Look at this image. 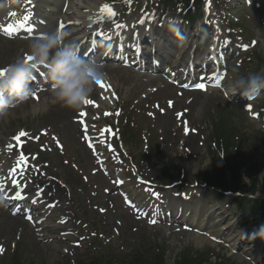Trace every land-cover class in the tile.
Instances as JSON below:
<instances>
[{
	"label": "rangeland",
	"instance_id": "obj_1",
	"mask_svg": "<svg viewBox=\"0 0 264 264\" xmlns=\"http://www.w3.org/2000/svg\"><path fill=\"white\" fill-rule=\"evenodd\" d=\"M247 14L251 17V21H254L255 18L253 14L251 12H247ZM262 16H264V8L262 10ZM258 26L259 25L255 23L244 25V28L247 30L249 36H254L255 34L253 33V30H255ZM262 41L263 43L260 50L262 53H264V34ZM29 43L30 42L28 41L4 39L0 36V68L6 67L8 64L13 62L18 55H23L27 50ZM256 52L258 53L259 49H257ZM118 70L119 71L111 70V73H114V75L119 78L124 77L125 73L120 69ZM122 82L123 81H121L117 86L118 92H120L122 96L125 94L127 98H134L135 94L133 91L123 88V86L126 87L128 85L127 82H123L124 84ZM138 86L144 85L141 83L132 84L133 90H138L139 93L142 88H138ZM203 98L204 97L201 96L195 97L194 100H197V102L195 103V111L191 112V114L189 115L191 121H193L197 126L202 125V127L207 124V118L211 116V110L203 107L205 104L209 103V100L207 98ZM218 98L219 96L214 97L213 102H215ZM184 99L185 98H182L180 100L179 107L185 106ZM43 100L41 101V107L43 109L46 108L47 111L43 112L44 114H39V116L37 117H33L29 113L28 108L30 105H32L29 103L11 109V114L7 118L0 120V140L3 139V141H6L8 136L13 135L22 126L37 130L38 128L43 127V124H53V126H56L60 130L64 129L69 135H71L70 140L74 148L76 149V153L78 154L79 159L81 160L82 155L80 154V152L84 153V149L80 148V151L77 149L78 142L75 140V132L73 129L75 127V123H73L72 121V119L75 117V115L78 114L80 110L73 111L67 108H63L59 105H47L45 107L43 105ZM198 101H200L201 106L197 112V105L199 104ZM36 105H39V103H36ZM225 105L227 106L226 103ZM209 108H211V106H209ZM214 109L216 110L217 108L214 107ZM162 117L163 116H161V118ZM217 117V120H220V118L222 117V123L225 129L231 134L238 133L240 136L241 134L245 135V141L244 143H241V145L249 150L251 157L258 164V166H260V164H263L264 130L261 128V125L246 116L241 111V109L233 103H230L229 108L228 106L222 107L221 115ZM209 121H211L215 126L217 125V122L213 120V117ZM209 126L211 127V124H209ZM145 127L148 128L146 130L150 132L151 135H153L154 140L151 141H159L157 134L158 131L155 127L153 128L152 123H149V121H147L144 125L134 126L133 131H135L137 137L135 140L130 139L129 147L131 149V152H133L134 154H138V156L140 157L143 154L141 150L143 148V141L139 137V134L142 133V130H144ZM236 127L238 128V131L236 130ZM208 131L209 129H205L203 132L205 135H207L206 132ZM249 136H251V138ZM66 137L68 138L69 136L66 134ZM173 139L174 137L172 135V130H170L169 132L167 131L165 135L166 144L170 145ZM160 148L161 147L156 146L157 150ZM167 155L168 151L162 150L161 157H156L157 160L160 161V164L156 167L157 169H174V165H172L168 159V162H165V158L167 157ZM196 155L198 156V158L194 159L188 166L190 178H193L194 174L208 169L211 165V159L207 153L205 146L200 147L197 150ZM82 157L90 161V158L85 156ZM51 158H56L58 159V161H63V158L57 155L50 156V154H46L45 157L41 160V162L43 163L41 166L42 172L47 169V162H49ZM60 164V170L57 168V171L59 173L58 176L68 181L74 192L75 202L73 205L69 201L68 191H66L64 187L58 186L63 190V198L60 202L61 207L57 208V211L62 215L67 216L62 212V209L65 207L67 209H71L68 215L76 220L74 223L75 226H79L84 235L81 247L71 249L69 254H66V251L69 250V247H67L66 243L79 242V235L76 230L74 231L71 240H62V238L56 237V230L51 225L47 227V229L43 231L42 234L37 236L32 232L28 223L22 221L20 218H13L6 215L2 220L3 225L0 231V238H9L8 244L10 245L12 242H15V250H17L20 260L24 264H71L77 259L79 260V258L86 259L90 256V254L87 253L90 245L87 243L86 233L89 235H93L94 229H97L98 231H106L107 234L110 235L113 233V226H117L119 223L123 224V227L120 229V237L115 238L109 245L103 248L106 249V251L104 252V256L109 260L108 262L110 264H128L129 259L127 256L130 255L133 250L139 249L141 247L146 252L148 260L152 261H155L158 253L165 252V264H174L175 260L178 257L189 250L194 252H209L213 255L216 253H227L228 255H231L233 253L230 250H225L222 248L220 249L219 246L213 244L208 239L198 237L194 233L185 235V240L183 242L181 241L182 243H180L178 246L172 248L169 244L168 237H164L161 231L141 226L139 222L132 221L129 214L124 211L122 205L117 210H110L108 220L104 221L106 219V214L102 216L94 210L93 204L96 203V200L92 199L90 189L84 183L83 179L79 176L78 173L73 172L71 167L63 165L62 162H60ZM91 165L87 167L85 165V168L88 169L89 167H91ZM53 170H56V168L54 167ZM157 172L158 171H155V176L160 178ZM258 178L260 182L259 186L264 191L263 175H260ZM158 181L160 180L158 179ZM245 182H250V178L248 175L245 178ZM259 195H261V193H259ZM106 199L107 196L102 195L101 203L105 202ZM119 203L120 200L118 199H115V201L113 202V204L117 206L119 205ZM225 203H228V201L226 200L220 203H213V209H216V211H219L217 209V206L218 208L223 206V213L218 214L216 216V219H220L221 222L223 220L224 222H228L229 224L234 222L232 228V231H234L235 229H238L240 224L247 219L248 210L244 209L243 211L238 212L234 210L232 206H224ZM54 220L56 219H53V221ZM260 228L261 227L258 224L250 223L247 225V227L239 229L241 230V233L252 232V234H254V237L252 238L254 244L251 245L246 240H241L240 248L237 254H234L232 256V261L229 262L230 264H256L254 263V259L257 258L258 254H256L254 248L258 246L256 244L260 243L258 241L260 237L256 235V233L259 232ZM84 230H86V233L84 232ZM214 231L217 232L218 228ZM172 239L177 240V237L173 236ZM263 242L264 238H262L261 244H263ZM258 247H260L259 254L261 256H264V245ZM10 248L13 250V246H10ZM92 249L95 248H91V250ZM158 249L160 250L158 251ZM12 250H9V253L6 255L7 257L1 258L2 260L0 259V264H11V258L9 257V254L12 253ZM129 251L130 253H128ZM211 260L214 261L215 257H212ZM257 264H264V259L262 261H259Z\"/></svg>",
	"mask_w": 264,
	"mask_h": 264
},
{
	"label": "clouds",
	"instance_id": "obj_2",
	"mask_svg": "<svg viewBox=\"0 0 264 264\" xmlns=\"http://www.w3.org/2000/svg\"><path fill=\"white\" fill-rule=\"evenodd\" d=\"M19 2V0H15ZM68 33L57 30L31 39L23 55H18L6 66L7 73L0 77V120L11 114V109L29 102L33 95L31 82L35 72L46 70L50 83L48 95L43 105H59L73 111H79L89 99L97 81L107 76L103 66L96 60L82 57L75 44L66 43ZM32 57L26 62V57ZM264 91V70L250 76H234L225 88L226 96L239 93L249 101L255 100ZM40 105L29 106V113L35 117L42 111ZM264 238V226L258 233Z\"/></svg>",
	"mask_w": 264,
	"mask_h": 264
},
{
	"label": "bare ground",
	"instance_id": "obj_3",
	"mask_svg": "<svg viewBox=\"0 0 264 264\" xmlns=\"http://www.w3.org/2000/svg\"><path fill=\"white\" fill-rule=\"evenodd\" d=\"M50 1H52L55 4V6H52L53 3ZM39 2L40 3L37 9L41 10L43 14H46L49 20L48 24L45 26L47 30L52 29L54 25H57V20L61 18V16H63L62 10L64 8V5L68 3L67 9L64 11L68 19V21L65 23V27L68 28V31H71V35L67 36L66 40L70 38H74V36H77V34L82 33L85 29H87L86 26L83 30L82 26H80L81 25L80 22H83L84 25L91 23L93 25L100 24V25L108 26V21L104 19H97V17L100 15V12L97 11L96 15L93 13V11L97 10L95 5L96 4L98 5L101 2V0H77V1L76 0H39ZM55 2H57V4ZM84 9H88L90 11L84 12ZM75 19H77L79 23H76L74 21ZM127 25L128 22H126L123 25V27H121L123 29L121 35L125 38L128 37V31L124 29V27ZM61 31H65V30L63 29ZM109 31H110L109 35H112V37L120 36L119 34H117L116 30L113 27ZM154 34L156 35L155 45H154L155 47H159L160 49L169 48V44H167L165 41V36L163 35L160 38V34L162 33L160 34L154 33ZM180 47L183 48L182 46ZM183 52H186V50H184ZM180 55L181 53H178V56ZM178 56L175 58V63H177L179 60ZM189 56L190 55L188 53L186 57L189 58ZM166 57L170 58L171 56H166ZM231 81L232 80H230L229 82L231 83ZM52 192L53 191L49 192L48 197L52 194ZM204 202L205 200L203 199V197H201L200 203L203 206L202 207L203 209H202V214L199 218H197L196 223H200L199 224L200 229L210 231L213 230V228L218 223V221L215 220L213 217V210L209 209L208 207H205ZM220 226H222V224ZM224 229L226 228L222 227L219 230L221 235L225 236L226 231H223ZM233 240L234 239H232V241Z\"/></svg>",
	"mask_w": 264,
	"mask_h": 264
},
{
	"label": "snow or ice",
	"instance_id": "obj_4",
	"mask_svg": "<svg viewBox=\"0 0 264 264\" xmlns=\"http://www.w3.org/2000/svg\"><path fill=\"white\" fill-rule=\"evenodd\" d=\"M99 12H100V15L97 17V19H103L105 16H107L108 18H111V17H114L115 16V12L112 10V7L110 5H108V4L102 5L101 8H100V10H99ZM13 15H15V14L13 13ZM29 19H30L29 16H24L23 17V21H27ZM23 21H20L19 23L22 24ZM142 22L143 21H141V23ZM76 23H79V22L77 21ZM116 27L117 28H121V27H123V25L117 24ZM59 28L61 30L65 29V24L64 23H60ZM14 30H15V25H9L8 28L6 29V31H8L9 33H11ZM101 34L103 35L104 33H101ZM31 60H32V57H30V56L26 57V62H30ZM7 71H8L7 68H0V77H2L3 75H5L7 73ZM221 79H222V77L219 76V74H217V76H216V84H217V86L219 85ZM97 84L100 85L101 87H104L105 86L103 80L97 81ZM196 87L197 88H200V89H204L206 86H205V84L201 83V84H197ZM33 96L35 97V92H33ZM84 104L85 105H93V106H95V102L93 100H91V99H86L84 101ZM85 115H87V113H85V112H81L80 113V116H85ZM109 130L110 129H106V131H109ZM84 131H85V133H87V131H88V126L87 125H85ZM24 135H26V133L21 132L19 134V136L15 137L14 139L19 140L20 137H22ZM85 139L87 140V139H89V137L87 135H85ZM57 143H59V142L57 141ZM89 146L90 147H93V145H91V144ZM9 148L11 149L12 148V145H9ZM20 161L21 162H25L26 161V157L23 154L20 155ZM13 171H15V170L13 169ZM16 198L17 199L22 198L21 194L20 193H17ZM28 219L31 220L32 217L29 216ZM152 222L154 223L155 221H152ZM0 251H3V249L0 248Z\"/></svg>",
	"mask_w": 264,
	"mask_h": 264
},
{
	"label": "trees",
	"instance_id": "obj_5",
	"mask_svg": "<svg viewBox=\"0 0 264 264\" xmlns=\"http://www.w3.org/2000/svg\"><path fill=\"white\" fill-rule=\"evenodd\" d=\"M219 184L223 186L224 189H232V190H241L243 192H250L255 194L256 192L260 191V182L257 178L253 179L250 184H245L241 174L237 171V169L233 170V173L230 175V178L225 176L219 177V179H215ZM264 187V186H263ZM264 192V191H263ZM254 207L256 211H262L261 215H264V201L262 200H254L253 201ZM193 257H186L179 262V264H202L199 261H196ZM95 264V263H94Z\"/></svg>",
	"mask_w": 264,
	"mask_h": 264
}]
</instances>
